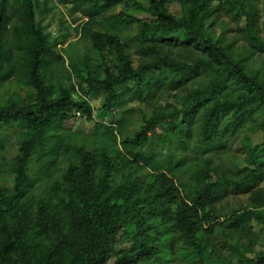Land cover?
<instances>
[{"label": "trees", "instance_id": "16d2710c", "mask_svg": "<svg viewBox=\"0 0 264 264\" xmlns=\"http://www.w3.org/2000/svg\"><path fill=\"white\" fill-rule=\"evenodd\" d=\"M48 1L0 0V90L19 89L0 92V152L16 142L1 174L0 264H206L222 218L229 234L264 228V78L252 54L229 51L212 0H58L87 19L78 31L92 43L68 67L44 30ZM227 10L264 52L257 14ZM91 97L106 113L125 105L139 129L97 122ZM76 112L96 121L94 150L67 141ZM227 191L252 201L218 211ZM239 264H264V251Z\"/></svg>", "mask_w": 264, "mask_h": 264}, {"label": "rangeland", "instance_id": "374dc122", "mask_svg": "<svg viewBox=\"0 0 264 264\" xmlns=\"http://www.w3.org/2000/svg\"><path fill=\"white\" fill-rule=\"evenodd\" d=\"M221 1L222 0H212V5L214 7L212 18H214L216 26H222L226 29L225 40L226 44H229V51L241 58L252 54L247 62V66L251 71L260 74L264 78V52L254 50L251 47L243 25L223 14L229 13V10H227L228 7H231L232 11L234 10L236 12L235 7L239 6V4H244L248 11L257 14L254 20V30L257 31L259 37L264 40V0H223L224 4H222ZM168 7L170 12L178 18H181L185 13L181 4L178 2H172ZM122 8L127 11L131 9L128 3L123 4ZM73 11L72 5L70 4L61 3L58 0H49L47 14H45V17L42 19L45 32L48 33L52 39L57 41V49L62 55L61 62L67 67L72 61L79 62L82 58V60L85 61V57L90 56L92 48V43L88 39L82 37L78 31L80 23L87 21V19H83L79 11ZM70 13L76 14L71 16ZM109 13H112V11ZM75 18L78 19L77 23L73 22ZM130 51L134 60L142 59L141 55L135 52L134 49ZM175 52H178V50H175ZM93 63L92 60L88 62V64ZM66 86L70 87L68 83H66ZM18 90L16 86L10 85L9 83L4 84L0 90L1 99L6 100L13 98ZM19 93L23 95V92ZM75 99L79 100V96L75 95ZM89 101L93 106L94 116L97 122L104 124L112 123L115 126H119L118 124L121 122L123 124L121 126L125 132L131 129H139L138 126L133 124V119L136 118L135 116H131L130 119L122 120L121 114L125 109V105L115 107L111 111L112 113H106L103 109V97H91ZM96 121H86L85 118L81 116V113L76 112V117L73 118L71 122L67 123L66 126L67 131H71L75 137L67 141H71L76 145H84L87 149L94 150L95 141L90 135L95 131ZM248 132L250 133V129ZM255 136L257 135L250 133V140L254 144L258 143L257 140L261 139L262 135L257 140ZM15 148V139H10L6 143L5 151L0 152V182L3 180L1 174L6 172L7 163L12 161ZM153 150L159 155L158 159L163 157L162 155L166 152H161L159 144H153ZM179 176L185 181H190L189 174H179ZM4 184L9 185L6 180ZM257 186L264 189V179L259 182ZM251 194L252 193H245L243 191H227L223 194L217 205V209L218 211H225L226 209L238 210L247 207L252 201ZM261 199L264 201V191L261 194ZM229 230V223L226 221V218H222L221 223L215 225V232L213 235H202V237L208 236V242L211 245L207 254L206 264H239L240 261L257 256L264 251V228H258L255 230L256 233L244 230L229 234ZM165 264H181V262L175 258L174 260L170 259Z\"/></svg>", "mask_w": 264, "mask_h": 264}]
</instances>
